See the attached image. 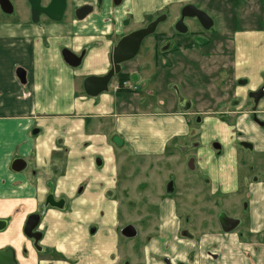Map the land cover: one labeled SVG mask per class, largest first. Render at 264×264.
<instances>
[{
	"label": "crops",
	"instance_id": "crops-1",
	"mask_svg": "<svg viewBox=\"0 0 264 264\" xmlns=\"http://www.w3.org/2000/svg\"><path fill=\"white\" fill-rule=\"evenodd\" d=\"M9 1L12 13H6L0 5V194L7 199L26 196V202L33 199L37 209H44L43 213H28L40 216L39 241L46 249L40 259L37 254L30 259L38 258L40 264H264V179L248 178V188L241 185L244 175L256 169L248 166L252 155L264 175V167L260 166L264 162L255 158L256 154L264 155V128L236 113L237 107L248 103V92L264 82V70L257 76L258 68H253L250 60L251 50L262 45L260 42L258 46V37L263 39L264 31L230 30L236 35L231 45L232 66L222 64L229 72L225 79H219L220 72L214 80H222L219 86L223 91L217 90L221 100L211 96L219 102L210 113L232 111L229 116L239 119L235 124L239 132L232 143L223 138L212 143L220 158L219 168L209 169L214 188L207 187L218 198L226 193L233 195L237 207L244 193L248 226L244 227L238 218L239 225L231 232L220 230L191 237L182 228L177 203L166 200L159 204L158 230L144 243L137 229L126 224L122 227L119 219L118 156L129 153L161 158L171 142L183 138L187 141L183 154L191 155L185 167L189 173L183 171L190 176L198 159L211 161L201 131L206 125H215L217 130L216 125L228 124L221 116L203 117L201 112L208 108L203 102L205 95L188 96L186 87H180L173 76L168 77L165 94L157 90L156 101L152 100L151 88L147 92H127L110 86L108 91L90 96L84 81L108 73L110 55L117 43L145 27L127 31L134 20L142 24L147 16L171 4L187 2L181 11L194 4L190 0H67L62 21L42 16L35 23L28 0L21 4L24 13L20 15L19 3ZM50 1L42 0V4ZM84 6H91L92 11L78 19L76 12ZM247 22L240 18L239 27L247 26ZM64 49L79 56L84 53L81 65L67 64ZM134 62H125L121 67V73L129 74L131 80L137 67L128 73L125 70L138 66ZM19 69L25 72V82L18 76ZM248 86L249 90H244ZM221 105H225L223 110H219ZM192 122L199 127L192 129ZM192 138H198V143ZM245 143H250L251 149ZM192 151L198 152L197 156ZM167 160L176 159L169 155ZM192 174L208 181L200 170ZM170 189L173 196L175 181L171 180ZM50 197L56 202L49 207L46 203ZM61 199L64 208L53 206ZM221 213L229 216L225 211ZM185 220L188 226V217ZM54 253L62 259H51ZM17 254L19 260L21 252Z\"/></svg>",
	"mask_w": 264,
	"mask_h": 264
},
{
	"label": "rangeland",
	"instance_id": "rangeland-1",
	"mask_svg": "<svg viewBox=\"0 0 264 264\" xmlns=\"http://www.w3.org/2000/svg\"><path fill=\"white\" fill-rule=\"evenodd\" d=\"M12 2L19 3L18 14L24 13L21 6L24 0H13ZM186 3L171 4L156 15L147 16L142 24H137L134 20V23L127 31L140 25L146 26L149 22L155 21L157 16L159 17L163 14L166 16V20L157 26L156 31L145 38L138 55L131 60L135 61L134 64L138 66H135L133 69L126 68L125 71L128 73L131 70H136L137 67L138 71L134 79L132 78L133 80H131L128 76L129 74L120 73L123 76L120 78V74L117 75L110 86L111 88L116 86L118 90L127 92H138L139 90L147 92L154 89L152 100L156 101V97L158 96L157 90L159 94H165L168 88V77L173 76L180 87H186V94L188 96L194 98L199 95H205L203 102L208 106V110L206 109L205 112H201L204 113L202 114L203 117L209 119L211 116H219V118L221 116L222 120L227 122L228 125H216V127L218 126L217 130L215 129V125H206V128L201 131L204 133L203 136L206 139L203 146L208 148L211 161L208 163L202 162L197 157L198 160L194 164L195 168L192 167L193 170L191 171L193 173L195 170L196 172L200 170V172L206 173L208 178V181H205L206 183L203 177L194 176L191 172L190 176H188L187 173L189 171L185 167L186 161L191 155L186 157L183 154L182 150L184 149L182 147L187 143V141H183L186 140L183 138H177L171 142L165 152V156L161 158L130 155L129 153H126L122 157L121 155L118 156L119 194H117L116 199L119 203V219L122 222V227L126 224V226L131 225L133 229H137L140 236L144 237V243L154 234L153 231L158 230L160 224L159 212H161L159 204L164 203L166 200L177 203L176 212L184 224L182 228L187 229L191 237L207 232H219L221 230L219 224L221 211L229 213V216L233 218L242 219L244 227H247L249 223L247 208L244 205L246 201L244 193L243 197L241 196L240 208L239 205L237 207L236 198L233 195L226 193L218 198L212 193L213 190L209 188H214V186L211 183L212 179H210L211 176L208 171L209 169H213L214 171L218 169L220 159H217L212 143L216 141L215 139L219 141L221 138L224 141L225 139L233 141L234 137L238 139L237 133L239 132L236 126L239 119L235 117L236 115L232 116L233 118L229 116L232 111L231 113L227 112V114L222 111L220 115L211 114L210 110L212 109L211 107H215L216 103L219 102L217 99H212L211 96L218 97L221 100L218 91H223V88L219 86L222 80L218 83L214 82V80L219 77L220 72L219 79H225L229 72L226 67L232 66L231 61L234 51H232L231 45L232 42H236V35H233L230 30L241 29L250 31L254 28V31H257V28H259L263 32L264 0H190L189 3L196 5L197 8L202 9L214 19V26L211 29H204L197 18L187 17L184 22L189 27V31L187 33H180L175 29V25L181 17V7ZM240 18L249 22H247V26L239 27L238 22ZM260 42L262 43L261 47L252 49L251 54L253 55H250V60L254 64L253 68H258V70H255L257 76H259L260 71L264 70V38L259 39L258 37V46H260ZM217 55L220 56L215 57ZM222 64L226 67L224 65L221 67ZM220 67L223 69L221 70ZM219 68L221 71H219ZM170 79L172 78L170 77ZM232 79L230 76L228 80L229 85H231L230 83L232 82L230 80ZM249 79L252 81V77ZM258 87H262L264 90V82L260 81ZM245 89L249 90V86ZM240 90H243V88ZM261 103L258 110L262 119L264 117V101ZM245 104L246 107L243 108V105H241L239 111L236 113L240 117L247 116L253 120L251 100H248V103ZM224 108L225 105H221L219 110H223ZM233 123L234 125H232ZM190 127L195 129V127L198 128L199 126L192 122ZM233 127L235 130L232 129ZM194 139L192 138L193 143H198L196 142L198 138ZM192 152H194L193 155L196 154L197 156L198 152ZM169 155L173 156L176 160L169 162L167 160ZM196 156H193V158H196ZM255 158L256 160L261 159L264 162V155L262 154H256ZM197 162L199 163L197 164ZM228 162L229 160L226 159V163ZM248 166H255L256 169L254 172L244 175L245 177L242 179L241 185L246 187L249 184L248 178L258 177L261 180L264 179L263 170L258 168L253 155L249 158ZM260 166L263 168L264 164L262 163ZM184 169L187 173L183 171ZM171 180L172 182H176V193H172V195L174 194L173 196H170L172 192L170 189ZM6 197L0 194V219H6L9 223L8 229L6 228L0 232V250L11 247L15 252H21V256H19L21 264H23V260L27 264H30L29 260L32 264H40L39 259L46 249L40 243V248L28 245L21 235V227L28 213L36 211L44 212V209H37L39 207L35 206V200L33 199L32 201L27 199L30 202H26V196H14L15 198L12 199H7ZM11 197L12 195H10ZM59 203L61 209L64 208V200ZM46 204L49 207L52 206L48 202ZM53 206L58 207L56 205ZM186 217H188V226L185 220ZM36 254L39 259H30V256L33 257ZM49 257L54 261L62 259L61 256H56L55 253ZM49 257H47V260L50 259Z\"/></svg>",
	"mask_w": 264,
	"mask_h": 264
},
{
	"label": "water",
	"instance_id": "water-1",
	"mask_svg": "<svg viewBox=\"0 0 264 264\" xmlns=\"http://www.w3.org/2000/svg\"><path fill=\"white\" fill-rule=\"evenodd\" d=\"M120 1L121 0H116V3H119ZM28 3L31 8L32 21L35 23H38L42 16H45L52 21L60 22L63 20L67 9V0H51L48 5H43L42 0H28ZM0 5L6 13L13 12V5L9 0H0ZM91 11V6H84L77 10L76 16L78 19H84L89 13H91ZM187 17L197 18L205 29H210L214 24L213 19L205 11L194 5H187L182 9L181 17L175 25V29L178 32H188V26L184 22ZM165 20L166 16H160L147 27L125 35L111 52V69L108 73L103 76H89L85 79L84 89L87 95L97 96L108 91L110 82L121 73L122 64L133 60L138 55L145 38L153 34L156 31L157 26ZM83 56L84 53L79 56L69 49L63 50L64 60L72 67H78L81 65ZM18 76L22 82H25V72L22 69L18 70ZM244 83L245 82L243 81L241 82V84ZM55 205L61 207L60 203H55ZM30 220L35 221L33 226L29 225ZM29 221L27 222L25 233L29 237H35L38 239V233L33 232L39 226L40 216L34 214L30 216ZM219 221L225 232H231L238 226V220L233 219L224 213L220 215ZM7 224L6 220L0 219V232L7 228ZM129 230H131L130 232L132 234L133 229L129 228ZM0 264H18L15 250L13 248L8 247L4 250H0Z\"/></svg>",
	"mask_w": 264,
	"mask_h": 264
},
{
	"label": "flooded vegetation",
	"instance_id": "flooded-vegetation-1",
	"mask_svg": "<svg viewBox=\"0 0 264 264\" xmlns=\"http://www.w3.org/2000/svg\"><path fill=\"white\" fill-rule=\"evenodd\" d=\"M51 2V1H50ZM65 14H66V12H65ZM65 14H64V17H65ZM153 22V21H152ZM151 23V22H150ZM149 23V24H150ZM148 24V25H149ZM147 25V26H148ZM147 26H145V27H147ZM145 27H143V28H145ZM204 28V27H203ZM142 29V28H141ZM205 29V28H204ZM211 29V28H210ZM140 30V29H139ZM113 81V80H112ZM111 81V82H112ZM110 85H111V83H110ZM110 85H109V89H110ZM247 97L249 98V100H251V103H252V106H251V113H252V118L254 119V121H255V123L256 124H258V126H260V127H262V128H264V120H262V119H264V117L261 119L260 117V115H259V113H260V111L258 110L259 108V106L262 104L261 102H263L264 101V90H263V88L262 87H258L255 91H249L248 92V94H247ZM185 106V105H184ZM181 107H183V104L181 105ZM246 106H243V108H245ZM239 110V107H237V109H236V111H238ZM245 145L249 148V149H251V144L250 143H245ZM247 148V149H248ZM54 201L55 200H53V198L52 197H50V198H48V202L49 203H54ZM56 202V201H55ZM55 205V204H54ZM245 206H246V208H247V205L246 204H244ZM221 214H223V213H221ZM220 214V215H221ZM224 214H226V213H224ZM32 215H34V214H28V216L26 217V219L24 220V222H23V225H22V227H21V235L24 237V239H25V241H26V243L27 244H29V243H31V245L30 246H32V247H41L40 246V236H41V234H40V232H38V230L39 229H35L34 230V232L33 233H38V239L37 238H35V237H29V236H27V234L25 233V228L27 227V222L29 221V218H30V216H32ZM220 215H219V217H220ZM227 215V214H226ZM228 216V215H227ZM230 217V216H229ZM231 218H233V217H231ZM233 219H236V218H233ZM1 220H6V219H1ZM236 220H238V219H236ZM7 221V223H8V220H6ZM35 224V221L34 220H30L29 221V225L30 226H33ZM219 224H220V221H219ZM238 225H239V220H238ZM8 226H9V223L7 224V229H8ZM220 227H221V224H220ZM238 227V226H237ZM237 227L235 228V229H237ZM40 229H41V225H40V227H39ZM234 229V230H235ZM43 231H44V229H42ZM221 230L223 231V229H222V227H221ZM46 234V233H45ZM45 237V236H44ZM43 242V241H42ZM15 254H16V260H17V262H18V264H21L20 262H19V260L17 259V252H15Z\"/></svg>",
	"mask_w": 264,
	"mask_h": 264
},
{
	"label": "trees",
	"instance_id": "trees-1",
	"mask_svg": "<svg viewBox=\"0 0 264 264\" xmlns=\"http://www.w3.org/2000/svg\"><path fill=\"white\" fill-rule=\"evenodd\" d=\"M122 76H123L122 74L119 75L120 78H121Z\"/></svg>",
	"mask_w": 264,
	"mask_h": 264
},
{
	"label": "bare ground",
	"instance_id": "bare-ground-1",
	"mask_svg": "<svg viewBox=\"0 0 264 264\" xmlns=\"http://www.w3.org/2000/svg\"><path fill=\"white\" fill-rule=\"evenodd\" d=\"M111 83V82H110ZM110 85V84H109Z\"/></svg>",
	"mask_w": 264,
	"mask_h": 264
},
{
	"label": "built area",
	"instance_id": "built-area-1",
	"mask_svg": "<svg viewBox=\"0 0 264 264\" xmlns=\"http://www.w3.org/2000/svg\"><path fill=\"white\" fill-rule=\"evenodd\" d=\"M126 84V83H125Z\"/></svg>",
	"mask_w": 264,
	"mask_h": 264
}]
</instances>
